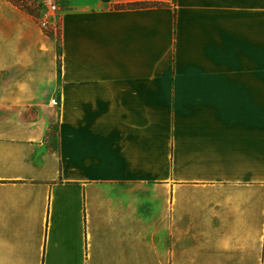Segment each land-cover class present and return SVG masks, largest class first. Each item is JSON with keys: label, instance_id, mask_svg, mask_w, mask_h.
Masks as SVG:
<instances>
[{"label": "crops", "instance_id": "0c3cea01", "mask_svg": "<svg viewBox=\"0 0 264 264\" xmlns=\"http://www.w3.org/2000/svg\"><path fill=\"white\" fill-rule=\"evenodd\" d=\"M51 1L0 0V264H264V0Z\"/></svg>", "mask_w": 264, "mask_h": 264}, {"label": "built area", "instance_id": "2783aa9c", "mask_svg": "<svg viewBox=\"0 0 264 264\" xmlns=\"http://www.w3.org/2000/svg\"><path fill=\"white\" fill-rule=\"evenodd\" d=\"M57 6L51 0H41V11L38 19L39 28L45 33L59 37L60 18L57 14ZM51 105L58 106V100L52 99Z\"/></svg>", "mask_w": 264, "mask_h": 264}, {"label": "rangeland", "instance_id": "374dc122", "mask_svg": "<svg viewBox=\"0 0 264 264\" xmlns=\"http://www.w3.org/2000/svg\"><path fill=\"white\" fill-rule=\"evenodd\" d=\"M24 1L26 2L27 7L30 8V11H31L30 16L34 19V21H36L39 27L38 19H39L40 11H41V0H27V1L24 0ZM57 45H58V37H57Z\"/></svg>", "mask_w": 264, "mask_h": 264}, {"label": "trees", "instance_id": "16d2710c", "mask_svg": "<svg viewBox=\"0 0 264 264\" xmlns=\"http://www.w3.org/2000/svg\"><path fill=\"white\" fill-rule=\"evenodd\" d=\"M11 4H13L14 6H16L17 8L21 9L22 11L26 12L27 14H30V8L27 7L26 2L24 0H5ZM27 1V0H26Z\"/></svg>", "mask_w": 264, "mask_h": 264}]
</instances>
